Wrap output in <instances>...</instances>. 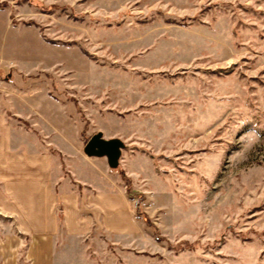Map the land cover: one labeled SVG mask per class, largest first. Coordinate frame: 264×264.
<instances>
[{
  "label": "rangeland",
  "instance_id": "374dc122",
  "mask_svg": "<svg viewBox=\"0 0 264 264\" xmlns=\"http://www.w3.org/2000/svg\"><path fill=\"white\" fill-rule=\"evenodd\" d=\"M48 240L54 264H264V0H0V264Z\"/></svg>",
  "mask_w": 264,
  "mask_h": 264
},
{
  "label": "crops",
  "instance_id": "0c3cea01",
  "mask_svg": "<svg viewBox=\"0 0 264 264\" xmlns=\"http://www.w3.org/2000/svg\"><path fill=\"white\" fill-rule=\"evenodd\" d=\"M5 150V148H3ZM44 151L41 153V159H38L37 161L29 160V164L27 166V201H29V204L31 203L33 207L36 208L38 211H46L48 207V190H50L49 182L52 181L53 176L55 174L51 171L48 166L49 158L47 156H43ZM47 158V160H46ZM47 164V166H46ZM84 164L87 166L84 180L82 182L89 183L92 182L91 176L95 175L97 177L98 175V169L96 167H93V161L90 159L84 160ZM89 166V167H88ZM93 167V168H92ZM77 175V174H76ZM81 179V178H80ZM40 192V193H39ZM47 194H46V193ZM70 198V201L74 204V199ZM45 199V200H44ZM73 206V205H72ZM25 212L30 213V211L26 210ZM0 254H5L3 251H0ZM29 256H31V259L33 260L32 264H54L53 261V249L50 246V241H45L41 245H33L29 249ZM13 264V263H8Z\"/></svg>",
  "mask_w": 264,
  "mask_h": 264
},
{
  "label": "water",
  "instance_id": "95a60500",
  "mask_svg": "<svg viewBox=\"0 0 264 264\" xmlns=\"http://www.w3.org/2000/svg\"><path fill=\"white\" fill-rule=\"evenodd\" d=\"M124 147L125 144L120 138H105L99 131L86 142L84 152L88 156L106 157L109 166L115 168Z\"/></svg>",
  "mask_w": 264,
  "mask_h": 264
}]
</instances>
